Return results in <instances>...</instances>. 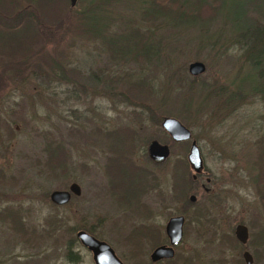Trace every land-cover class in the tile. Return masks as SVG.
Segmentation results:
<instances>
[{"label":"rangeland","instance_id":"374dc122","mask_svg":"<svg viewBox=\"0 0 264 264\" xmlns=\"http://www.w3.org/2000/svg\"><path fill=\"white\" fill-rule=\"evenodd\" d=\"M220 1L217 16L199 6L189 24L170 17L146 24L119 5L160 48L156 59L137 64L109 59L68 0H0V264H94L78 230L106 242L122 264H149L166 219L176 215L185 217L181 241L171 261L158 264H229L235 252L217 242L219 232L242 223L257 233L264 224V182L255 185L264 170V18L262 29L241 30L244 0ZM100 15L88 13L90 26L100 25ZM193 61L204 65L196 76L187 72ZM139 78L140 91L130 85ZM163 117L190 131L209 183L192 180L190 140H171ZM119 130L122 147L107 136ZM152 139L169 147L160 163L146 154ZM48 140L67 149L66 169H45ZM120 149L141 175L120 171L110 191L108 165ZM71 182L80 194L53 204L49 193Z\"/></svg>","mask_w":264,"mask_h":264},{"label":"trees","instance_id":"16d2710c","mask_svg":"<svg viewBox=\"0 0 264 264\" xmlns=\"http://www.w3.org/2000/svg\"><path fill=\"white\" fill-rule=\"evenodd\" d=\"M97 1V2H96ZM186 0H76L73 5L69 4L68 1V10L71 11L74 7H80L78 12V19L81 22V25L84 27V32L95 39H98L101 47L106 51L109 59L117 61H135L137 64L143 62H151L156 59L160 53V48L156 42L152 41V38H148L150 32L149 29H143L139 27L138 23L128 19L126 11L122 10L119 5L131 6L135 11V15L138 16L140 22L146 24L152 23L157 17H170L172 20H177L179 23L189 24L195 22L197 19V14L195 10L202 7L203 9L212 8L214 16H217L218 7L221 3L220 0H193L194 4L188 7L183 4ZM127 2V3H126ZM242 4V16L240 17L244 26L241 30H248L252 32V28L262 29L263 23L259 22V18H264V0H244ZM118 5V7L116 6ZM117 7V8H116ZM202 10V9H200ZM90 11H100V18L102 19L100 25L95 27L94 25L90 26V22L86 19ZM19 16H22V12ZM87 20V22H86ZM114 20H117L118 28L116 30H110V25L108 23H114ZM229 29H227L228 31ZM116 42L114 43V41ZM232 39V38H231ZM244 39L236 37L232 40ZM244 55V54H243ZM246 60L250 63L257 64L255 61H252L248 55H244ZM264 58V55H263ZM246 62V61H245ZM54 66L57 68L59 73V79L65 81L66 71L63 70V67L59 61L54 62ZM92 77L89 78V81H93ZM132 89L140 91L144 86V79L139 78L136 81L130 83ZM143 90V89H142ZM125 131L119 130L114 132H108L107 136L110 137L112 144L121 146L123 141H126ZM128 135V134H127ZM106 136H104L105 138ZM110 147L112 145L110 144ZM114 147V149L116 148ZM120 147V148H121ZM123 149H120L118 153H121ZM45 157L43 160V165L46 170L54 173V170L58 169L60 171L66 169L67 164V149L59 141L57 143H52L48 140L44 144ZM110 161L113 165H108L110 167L109 173L113 178V181L110 184V191H113V188L116 187L115 176L122 170L126 168L132 170L134 176L141 175L137 167H134L132 163L125 159L121 155H115L110 158ZM188 164V162H187ZM185 163V166H187ZM190 168V166H189ZM192 171V170H191ZM138 178V177H137ZM140 179V176L139 178ZM262 182H264V170L259 168L258 174L255 178V185L261 189ZM140 186L142 183L140 182ZM141 192V189H139ZM12 221H16V214L9 212L6 215ZM142 232H145L143 230ZM69 246L75 245V238L70 240Z\"/></svg>","mask_w":264,"mask_h":264},{"label":"water","instance_id":"95a60500","mask_svg":"<svg viewBox=\"0 0 264 264\" xmlns=\"http://www.w3.org/2000/svg\"><path fill=\"white\" fill-rule=\"evenodd\" d=\"M70 5H73L76 0H68ZM204 70V65L202 62L193 61L187 66V72L196 76L202 73ZM160 127L173 141H186L190 140L188 152L186 154L187 162L192 170V178L195 174L200 171L201 160L198 153V148L195 141L191 139L190 131L183 126L178 120L173 117H163L160 122ZM146 154L148 158L155 162L160 163L164 161L168 154L169 148L166 144H161L156 140H150L146 145ZM80 194V188L75 182H71L66 190H52L48 198L56 205H62L69 201L70 197L78 196ZM190 200H193V196L190 195ZM182 216L176 215L168 219L165 225V233L169 239L170 246H157L149 254L150 264H155V262L162 258H170L173 255L172 246L176 245L181 237V226H182ZM238 231L237 238L243 241L244 227L242 225L236 226ZM239 234V236H238ZM78 242L92 254V260L94 264H122L120 260L114 255L112 249L104 242L98 241L93 236L88 234L83 230H78L75 233ZM248 263V260H246Z\"/></svg>","mask_w":264,"mask_h":264},{"label":"flooded vegetation","instance_id":"af4514ba","mask_svg":"<svg viewBox=\"0 0 264 264\" xmlns=\"http://www.w3.org/2000/svg\"><path fill=\"white\" fill-rule=\"evenodd\" d=\"M197 148H198V153H199V157H200V160H201V168H200V171L195 174L194 178H192V175H191V178H192V180H197V178L202 177V178H204L206 183H209L210 182V178L208 176H206L205 171L203 170L202 155H201V152L199 150V147H197ZM199 186L203 189V191L205 193H207L209 191V188L206 187L203 183H199ZM194 199H195L194 196H193V200H190V197H188V200L190 202L194 201ZM201 214H203V212H201ZM179 216H182V219H183L182 226H181V237H180L179 241L177 242V244L172 246L173 255L170 258L159 259V260H157L155 262V264H158L159 262L164 261V260L171 261L170 259H172L174 257V252L175 251H174L173 248L176 247L178 245V243H180V241H181V238H182V235H183V226H184V222H185V217L183 215H179ZM170 217H172V216H170ZM170 217H168L166 219V221H165V223L163 225L164 238L157 246H161V245L162 246L163 245L164 246H170L169 239H168V237H167V235L165 233V225H166V222L168 221V219ZM238 225H242L244 227V231H245L244 232L245 233L244 236L245 237L243 238V241H240L237 238L236 232L238 233V231L236 230V226H238ZM247 226L242 224V223H235L233 228L231 227L229 229V230H231L230 232H229V230L226 231V232L223 230L222 233L219 232V235H218L217 238H220V240L217 241V242H222L221 245H223L224 240L225 241L227 240L226 243L229 242L231 245L228 246L226 249L232 248V249H229V250H232V251L234 250V252H235V255L234 254L228 255V257L230 259L232 258L229 264H260V262L262 260H264V224H257L258 231H257V233H253V234H252V232L249 230V228ZM238 236H239V234H238ZM95 239H97V238H95ZM97 240L101 241V242H104V241L99 240V239H97ZM104 243L107 244L106 242H104ZM89 253L91 254V251H89ZM91 259H92V254H91ZM246 260H248V263L246 262ZM213 261L214 262H212V260H210L208 262V264H224L223 262L219 263V261H215V260H213ZM149 264H150V262H149Z\"/></svg>","mask_w":264,"mask_h":264}]
</instances>
